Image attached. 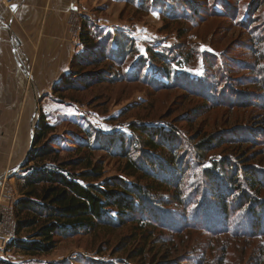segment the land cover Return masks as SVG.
<instances>
[{"label": "rangeland", "instance_id": "1", "mask_svg": "<svg viewBox=\"0 0 264 264\" xmlns=\"http://www.w3.org/2000/svg\"><path fill=\"white\" fill-rule=\"evenodd\" d=\"M82 1L81 14L70 22L77 46L64 77L70 74L74 58L85 50L80 36L82 20L89 18L97 28L86 38L96 39L99 45L102 40L98 48L110 50L109 59H91L92 65L85 68L84 73L108 79L92 87L56 94L53 88L61 86L64 77L54 85L41 83L30 68L38 84L28 81L18 68L16 59L20 57L14 55V49L21 53L20 43L7 22L1 25L12 36L10 40L4 36L0 42V60L9 53L13 65L12 79L4 80L2 76L10 75V67L3 68L0 63V178L8 175L18 198L20 177L34 147L41 116L54 128L50 140L61 161L89 156L105 178L123 177L120 170L125 162L119 159L122 149L110 144L111 139L123 137L131 143L136 141L131 128L166 129L192 149L203 138L227 137L228 141L206 152L200 161L198 156L195 160L183 158L194 169L192 186L201 184L200 170L214 161L228 159L241 168L253 165L264 169V52L257 42L264 36V0H176L186 4L183 12L170 2L167 8L165 0ZM119 43L132 49L131 53H116ZM98 51L94 49L93 54ZM165 71L171 72L172 79L162 77ZM135 72L137 78L145 76V80L126 77ZM225 87L232 93L227 94ZM80 130L92 134V153L70 152L76 140L84 137ZM124 148V152H131V147ZM170 192L164 187L152 192L163 210L158 221L147 227L132 220L115 229L102 228L90 235L59 240L57 250L48 256L33 258L6 250L1 261L264 264V239L215 237L199 229H186L181 222L193 207L184 211Z\"/></svg>", "mask_w": 264, "mask_h": 264}, {"label": "trees", "instance_id": "2", "mask_svg": "<svg viewBox=\"0 0 264 264\" xmlns=\"http://www.w3.org/2000/svg\"><path fill=\"white\" fill-rule=\"evenodd\" d=\"M165 1L167 8L170 2L177 10L183 12L186 9V4L176 0L174 3ZM246 14L249 17L248 11ZM96 28L89 18H83L80 38L85 50L74 58L70 74L63 78L61 86L53 88L54 93L81 90L105 82L106 78L101 74L84 73L85 68L92 65L91 59L97 62L109 59L110 50L98 48L102 40L99 45L96 39L86 38ZM262 36L257 42L264 52ZM118 45L115 51L120 56L127 55L129 50L131 53L132 49L125 44ZM94 49L99 50L96 57ZM132 67L136 69L135 65ZM136 72L126 74V77L130 81L145 80V76L137 78ZM162 77L172 79V74L165 71ZM261 81L264 82V78ZM224 91L231 94L233 90L226 88ZM53 131L54 128L41 116L34 147L20 177L21 196L15 205L17 239L8 245L7 251L15 250L33 258L48 256L57 250L59 240L90 235L102 228L115 229L132 220L147 227L150 222L158 221L159 211L163 210V204L152 196V192L163 187L172 191L170 195L176 204L185 208L184 211L193 207L181 222L186 229H199L215 237L264 239V169L253 165L241 168L225 159L211 162L200 170L201 184L192 186L190 181L195 178L192 176L194 169L191 170L183 158L195 160L198 156L200 161L206 152L228 141L227 137L203 138L192 149L166 129L131 128L136 141L131 143L123 137L111 139L110 144L112 147L120 145L122 149L119 159L125 162L120 170L123 177L105 178L101 167L89 156L61 161L59 150L50 140ZM80 131L84 137L76 140V146L70 152L75 155L82 151L92 153L95 151L90 143L92 134L87 130ZM124 147H131V152H124ZM198 161H195L196 168ZM0 264L8 263L0 260Z\"/></svg>", "mask_w": 264, "mask_h": 264}, {"label": "crops", "instance_id": "3", "mask_svg": "<svg viewBox=\"0 0 264 264\" xmlns=\"http://www.w3.org/2000/svg\"><path fill=\"white\" fill-rule=\"evenodd\" d=\"M19 6L16 12L0 6V42L4 36L10 40L14 35L20 43V51L14 49L19 69L28 81L37 83L30 74L32 70L41 83L56 84L68 73L77 39L70 22L79 14L82 0H15ZM12 35L2 24H6ZM17 57V55H16ZM24 58V59H23ZM3 68L10 67V75L2 78L12 79L13 65L10 54L1 58ZM38 84V83H37ZM8 255V254H6Z\"/></svg>", "mask_w": 264, "mask_h": 264}, {"label": "built area", "instance_id": "4", "mask_svg": "<svg viewBox=\"0 0 264 264\" xmlns=\"http://www.w3.org/2000/svg\"><path fill=\"white\" fill-rule=\"evenodd\" d=\"M14 0H0V5L8 9ZM0 178V260L5 258L8 245L17 239L18 226L15 215V205L18 201L16 190L7 181L8 175Z\"/></svg>", "mask_w": 264, "mask_h": 264}, {"label": "water", "instance_id": "5", "mask_svg": "<svg viewBox=\"0 0 264 264\" xmlns=\"http://www.w3.org/2000/svg\"><path fill=\"white\" fill-rule=\"evenodd\" d=\"M18 5L17 4H14V5H12L11 7H10V10L14 13V12H16L17 10H18ZM23 167V166H22Z\"/></svg>", "mask_w": 264, "mask_h": 264}, {"label": "bare ground", "instance_id": "6", "mask_svg": "<svg viewBox=\"0 0 264 264\" xmlns=\"http://www.w3.org/2000/svg\"><path fill=\"white\" fill-rule=\"evenodd\" d=\"M7 117H8V115H7ZM8 172V171H7Z\"/></svg>", "mask_w": 264, "mask_h": 264}]
</instances>
